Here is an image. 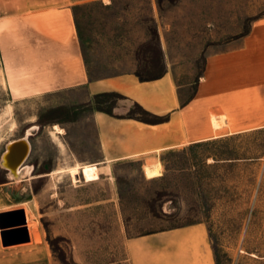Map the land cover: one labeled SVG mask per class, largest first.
<instances>
[{
  "label": "rangeland",
  "instance_id": "374dc122",
  "mask_svg": "<svg viewBox=\"0 0 264 264\" xmlns=\"http://www.w3.org/2000/svg\"><path fill=\"white\" fill-rule=\"evenodd\" d=\"M75 1L77 38L91 77L133 72L153 79L172 71L187 103L208 57L236 41L241 92L230 111L215 108L210 115L213 129V117L221 118L213 136L222 138L178 150L163 166L150 162L143 171L141 163L128 162L107 170L92 164L100 157L93 109L33 97L37 82L25 79L24 66L0 57V163L8 144L37 129L27 137L31 180L12 190L30 200L25 207L41 242L30 241L27 253L18 247L16 263L132 264L130 240L203 223L217 264H264V129L235 134L246 129L240 110L264 108V92L256 88L264 81V0ZM16 19L0 18V39L24 44ZM98 102L96 108L113 112V96ZM132 115L153 121L138 108Z\"/></svg>",
  "mask_w": 264,
  "mask_h": 264
},
{
  "label": "crops",
  "instance_id": "0c3cea01",
  "mask_svg": "<svg viewBox=\"0 0 264 264\" xmlns=\"http://www.w3.org/2000/svg\"><path fill=\"white\" fill-rule=\"evenodd\" d=\"M75 5V0H0V18H18L14 25L26 32L24 44L1 36L0 57L3 64L24 66L25 79L37 82L33 97L52 96L59 106L93 109L100 157L92 164L110 170L138 162L144 171L150 162L163 166L164 158L178 150L222 138L213 136L222 127L221 118L213 117V129L210 115L215 108L230 111L231 99L236 103V92H241L240 42L208 57L196 94L184 103L172 71L153 79H141L133 72L91 77L77 38ZM3 21L4 27L13 25L12 20ZM256 88L264 92V81ZM107 96L115 101L111 113L96 108ZM134 108L148 113L153 121L132 115ZM237 115L246 129L235 134L264 129L259 123L264 108L240 110ZM0 175V218L25 213L26 226L0 228V264H17L18 247L26 246L21 251L27 253L30 243H40L41 237L25 207L30 200L14 196L16 184L7 170ZM24 228L28 236L18 244L16 232ZM128 247L132 264H217L209 229L203 223L140 236L130 240Z\"/></svg>",
  "mask_w": 264,
  "mask_h": 264
},
{
  "label": "water",
  "instance_id": "95a60500",
  "mask_svg": "<svg viewBox=\"0 0 264 264\" xmlns=\"http://www.w3.org/2000/svg\"><path fill=\"white\" fill-rule=\"evenodd\" d=\"M31 152V143L27 138L20 139L7 145L6 151L1 158V166L5 168L14 178H18V171L23 168ZM26 226L25 213L20 211L9 220L0 218V228ZM19 243L28 236L26 228L16 232ZM29 240V239H28Z\"/></svg>",
  "mask_w": 264,
  "mask_h": 264
},
{
  "label": "bare ground",
  "instance_id": "6f19581e",
  "mask_svg": "<svg viewBox=\"0 0 264 264\" xmlns=\"http://www.w3.org/2000/svg\"><path fill=\"white\" fill-rule=\"evenodd\" d=\"M34 129H36V127L32 128L28 132V134L26 135V138L28 136L32 135V132H33ZM54 130H57L59 132V134H62L61 129L58 128L57 126L54 127ZM78 169L79 168L72 169L71 171L78 170ZM100 170H102V172H103V169H100ZM8 173L12 177V175L10 174V172H8ZM31 173H32V169L29 168L28 166H26V164H24L23 168L18 171V178H14V179L12 178V179L15 181L16 186L22 184L23 182H26L27 183V182H29L31 180Z\"/></svg>",
  "mask_w": 264,
  "mask_h": 264
},
{
  "label": "trees",
  "instance_id": "16d2710c",
  "mask_svg": "<svg viewBox=\"0 0 264 264\" xmlns=\"http://www.w3.org/2000/svg\"><path fill=\"white\" fill-rule=\"evenodd\" d=\"M76 18V17H75ZM141 110V109H140ZM142 111V110H141ZM145 115H147V116H149V114L148 113H146V112H144V111H142Z\"/></svg>",
  "mask_w": 264,
  "mask_h": 264
}]
</instances>
